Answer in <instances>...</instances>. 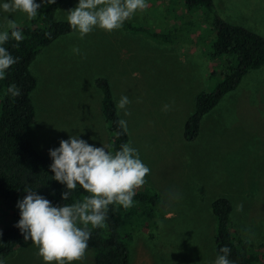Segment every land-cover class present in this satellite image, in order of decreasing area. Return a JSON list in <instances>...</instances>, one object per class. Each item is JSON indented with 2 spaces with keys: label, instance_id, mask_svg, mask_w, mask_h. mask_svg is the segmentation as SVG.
Instances as JSON below:
<instances>
[{
  "label": "rangeland",
  "instance_id": "1",
  "mask_svg": "<svg viewBox=\"0 0 264 264\" xmlns=\"http://www.w3.org/2000/svg\"><path fill=\"white\" fill-rule=\"evenodd\" d=\"M215 2L224 20L264 36V0ZM77 3L63 1L56 18L66 21L64 12ZM147 3L124 24L162 32L176 29L173 43L130 33L123 24L112 32L94 29L83 38L72 32L38 55L31 66L38 79L32 94L36 121L28 130L32 144L49 155L61 140L79 134L111 151L102 93L95 83L106 78L116 103L122 95L130 100L129 115L118 111L127 121L130 144L150 169L141 187L161 196L156 227L132 232L131 264H213L211 204L219 197L233 204L234 231L264 250V67L250 71L204 118L197 142L187 143L184 126L197 95L215 88L226 62L212 57L215 33L203 23L201 10L190 12L184 0ZM14 18L19 25L28 20L21 13ZM165 104L170 105L166 112ZM11 207L16 204L0 197V233L13 222ZM186 243L198 257H191ZM94 256L93 250L85 252L74 264H94ZM5 259L6 264H43L31 241Z\"/></svg>",
  "mask_w": 264,
  "mask_h": 264
},
{
  "label": "trees",
  "instance_id": "2",
  "mask_svg": "<svg viewBox=\"0 0 264 264\" xmlns=\"http://www.w3.org/2000/svg\"><path fill=\"white\" fill-rule=\"evenodd\" d=\"M63 1L46 3L40 16L20 25L25 39L21 42L10 40L5 45L18 58V62L8 70L6 78L0 81V197L11 206L26 195L27 189L37 190L53 205L73 203L89 195L77 187L72 190L69 200L63 201L61 193L66 189L51 179L53 173L49 170L52 162L49 155L36 150L28 135L29 128L36 121L32 94L38 87V79L31 66L46 48L74 32L67 21L56 18L58 7ZM184 4L190 12H203V23L215 33L211 45L212 57L226 62V71L221 75L220 82L211 92L203 91L197 95L194 112L185 123L184 140L195 143L200 136L204 118L227 94L238 89L250 71L264 67V36L224 20L218 13L215 0H184ZM124 28L130 33L143 34L163 44L173 43L179 32L176 29L162 32L132 24H124ZM95 83L102 93V112L111 136V151L115 152L121 144L130 143V134L128 129L125 132L116 123L122 118L109 80L99 78ZM10 84L20 89L19 96L12 97L7 93ZM135 192L131 207L110 205L105 224L92 229L86 252L95 251L94 264H131L132 232L140 228L152 230L156 227L160 194L141 186ZM11 210L13 222L0 233V257L3 258L30 242L25 241L20 230L15 227L19 220V210L17 207H11ZM211 214L215 221L216 255L220 247L227 246L231 249L229 259L234 264H264L263 247L245 241L234 231L233 204L228 198L215 199L211 204ZM186 247L191 257H198V253L189 244L186 243Z\"/></svg>",
  "mask_w": 264,
  "mask_h": 264
},
{
  "label": "clouds",
  "instance_id": "3",
  "mask_svg": "<svg viewBox=\"0 0 264 264\" xmlns=\"http://www.w3.org/2000/svg\"><path fill=\"white\" fill-rule=\"evenodd\" d=\"M45 3L54 4L55 0H40L39 3L37 0H0V81L18 62L5 45L10 40L21 42L25 39L15 14L33 19ZM147 7V0H78L73 9L64 12V18L83 38L94 29L119 30L125 21ZM73 52L79 54L80 49L73 48ZM7 93L17 97L20 89L10 84ZM129 103L128 96L122 95L116 107L129 115L126 110ZM169 108L170 105L165 104L162 111ZM116 123L127 131L126 120L120 119ZM48 154L52 161L49 165L53 173L51 179L66 189L61 193V199L69 200L72 190L77 187L89 195L73 203L53 205L37 190L27 189L26 195L16 204L19 220L15 227L25 241L30 240L37 248L43 264H74L84 256L92 229L102 227L107 221L109 206L129 208L133 205L135 190L145 183L150 169L130 143H123L112 152L102 143L100 147L89 144L79 134L61 140L58 147L49 149ZM230 253L229 247H220L213 264H234L229 259ZM0 264H6V259L0 257Z\"/></svg>",
  "mask_w": 264,
  "mask_h": 264
}]
</instances>
